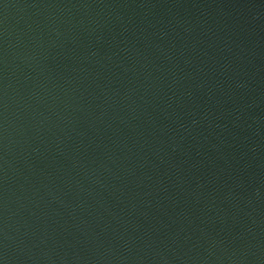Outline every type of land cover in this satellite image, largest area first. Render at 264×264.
Here are the masks:
<instances>
[{
	"label": "water",
	"instance_id": "obj_1",
	"mask_svg": "<svg viewBox=\"0 0 264 264\" xmlns=\"http://www.w3.org/2000/svg\"><path fill=\"white\" fill-rule=\"evenodd\" d=\"M0 264H264V0H0Z\"/></svg>",
	"mask_w": 264,
	"mask_h": 264
}]
</instances>
